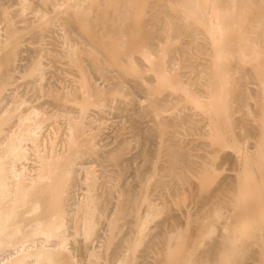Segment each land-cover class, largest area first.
Wrapping results in <instances>:
<instances>
[{
    "label": "bare ground",
    "instance_id": "obj_1",
    "mask_svg": "<svg viewBox=\"0 0 264 264\" xmlns=\"http://www.w3.org/2000/svg\"><path fill=\"white\" fill-rule=\"evenodd\" d=\"M0 264H264V0H0Z\"/></svg>",
    "mask_w": 264,
    "mask_h": 264
},
{
    "label": "rangeland",
    "instance_id": "obj_2",
    "mask_svg": "<svg viewBox=\"0 0 264 264\" xmlns=\"http://www.w3.org/2000/svg\"><path fill=\"white\" fill-rule=\"evenodd\" d=\"M117 121H118V120H116V122H117ZM108 136H110V135L108 134ZM102 139H104V142H105V141H109L108 139L105 138V136H103ZM190 139H191V137H187V138H186L187 141L190 140Z\"/></svg>",
    "mask_w": 264,
    "mask_h": 264
}]
</instances>
